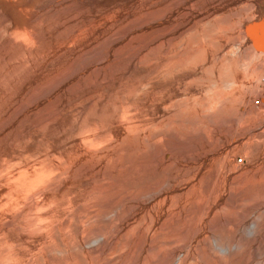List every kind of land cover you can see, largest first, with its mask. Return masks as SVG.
Returning a JSON list of instances; mask_svg holds the SVG:
<instances>
[{
    "label": "rangeland",
    "instance_id": "obj_1",
    "mask_svg": "<svg viewBox=\"0 0 264 264\" xmlns=\"http://www.w3.org/2000/svg\"><path fill=\"white\" fill-rule=\"evenodd\" d=\"M263 18L264 0H0V159L58 167L4 264H264V100L238 63Z\"/></svg>",
    "mask_w": 264,
    "mask_h": 264
},
{
    "label": "bare ground",
    "instance_id": "obj_2",
    "mask_svg": "<svg viewBox=\"0 0 264 264\" xmlns=\"http://www.w3.org/2000/svg\"><path fill=\"white\" fill-rule=\"evenodd\" d=\"M250 8H252V7H250ZM257 11H259V10H257ZM254 13H256V12H254ZM249 16H250V14H249ZM249 16H248V18H249ZM251 18H253V16ZM228 25H229V20L226 19V18L221 19V20H219L217 22H210V23L206 24V28H207V33L208 34L206 33L207 35L206 34L205 35L209 37V40L212 43H214V45L217 48H220V46L218 45L219 40H218V37H217L218 35L216 36V33L219 30H223V29L229 28L230 26L228 27ZM252 26H253V29H254L253 33L255 32L254 33L255 34V40L251 38L254 41H252L253 43L248 42V43H250V45L249 44H247V46L245 45L246 46L245 50H244V47L242 46L244 52L241 53V55H240V57L238 59V63L241 64V66H243V70H244L245 75H246L245 78H247L246 80L244 78L243 79L247 82V80L249 78L251 82H256L257 83L256 85L252 84L253 89L254 88L256 89V92H255V94L253 96L254 97L258 96V97H260L261 99L264 100V93H261L260 92L261 90L259 91V89L261 88L260 85H262L264 83V20L261 23H257V24L252 25ZM230 29L231 28H229V30ZM238 32H241V36L240 37L242 38V31H238ZM246 33H247V31H246ZM221 35H222V33H221ZM248 35H249V33H248ZM237 37L238 38L230 37L229 38V42L236 43L235 41H237L236 45H238V43H239V35ZM250 37H253V36L250 35ZM200 39L201 38L199 37V35L196 34L194 39H193V43H200V41H201ZM242 39H244V36H243ZM224 42L227 43L226 41H224ZM230 45H231V43H230ZM201 50H204V49H202V47H201ZM238 50H240V49L238 48ZM204 51H200V50H196L195 51V49H194V51L192 50L189 53L187 52L188 54L185 55V56H187L186 59L189 61V59L195 57L196 54H200V53L203 54L202 52H204ZM201 54L197 55L196 57L197 58L200 57ZM182 58H184V57H182ZM193 60H194V58H193ZM182 61H184V60H182ZM249 84H250V82H249ZM246 86H248V84ZM224 88H226V87H224ZM217 93H219V91ZM217 95L219 96V94H217ZM221 96H223V94ZM219 98H221V97H219ZM216 99H214V100H216ZM214 102L217 103V100L214 101ZM259 102H260V100H259ZM218 103H220L219 100H218ZM205 104L209 105L208 102H205ZM259 104L261 106L263 103L261 102ZM87 106L89 108V105H87ZM88 108H87V110H89ZM255 109L256 108H254V107H250L247 111L246 110H242V109H240V110L238 109L239 111H236L235 113L231 114V116H230L231 123L232 124H236L238 122V120H240V118L243 115H245V114H249L250 116H252V115L254 116ZM262 112H264V111H262ZM88 126L84 122H81L78 125V131H79L78 133L82 134L81 132H83L86 129H88L87 128ZM254 126L256 127V128L254 127L256 130H261V128H264V120L263 119L258 120L257 123ZM105 133H107V132H105ZM201 133H202L203 136H206V132L204 130H202ZM153 134H154L153 136L155 137L156 134L155 133H153ZM106 137H107L106 134H101V133H100V135H98V134L97 135H93V137L91 138V142L92 143H97V144L100 143V142L102 143V141L106 142L107 141ZM148 143L149 144H154V143H152L151 140L150 141L148 140ZM130 147H131V145H130ZM32 154L33 153H31V154L29 153L28 155H25V156L20 155V154H10V155L6 154L5 156H2V158L0 159V239L2 238V234L4 233L5 230H9V229H11L13 227H17L18 229L21 228V230L25 232V230L27 228L26 226H28V228L35 226V222H36L35 219H38L39 217H37V218H34V216L30 217L27 223H24V219H23L27 214L37 213L36 212L37 208L40 207L42 201L45 200L44 199V197L46 196L45 195V191L36 190V189H34V187L35 186L37 187L38 185H40L41 182H44V180L47 179L46 177H48L49 175L55 173L58 170L57 164L54 161L46 160V158H45V160H40V159H38V157H36V156H34ZM44 157H45V155H44ZM106 171H110V168H107ZM110 172H112V171H110ZM107 173H109V172H107ZM62 175L60 177H64ZM53 179H55V178H53ZM59 188H60V185H58V184L55 185V186L53 185V187L50 189V192L51 193H56L58 190H60ZM15 209H18V212H17L15 217H12L11 216V212L13 210H15ZM42 210H44V209H42ZM36 224H38V223H36ZM6 233H7V231H6ZM259 252H260L259 249H257L254 253L256 255ZM4 263H5V261L0 259V264H4Z\"/></svg>",
    "mask_w": 264,
    "mask_h": 264
}]
</instances>
